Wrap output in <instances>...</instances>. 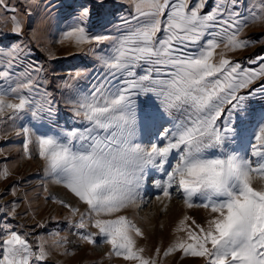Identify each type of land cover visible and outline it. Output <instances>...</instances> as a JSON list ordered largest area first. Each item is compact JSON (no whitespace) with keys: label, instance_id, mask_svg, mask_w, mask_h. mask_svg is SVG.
Listing matches in <instances>:
<instances>
[{"label":"snow or ice","instance_id":"obj_1","mask_svg":"<svg viewBox=\"0 0 264 264\" xmlns=\"http://www.w3.org/2000/svg\"><path fill=\"white\" fill-rule=\"evenodd\" d=\"M34 2L22 0L25 16ZM129 2L132 12L113 32L95 35V9L104 0L78 4L59 42L95 45L103 71L67 101L73 127L49 135L22 126L25 155L31 158L34 144L46 177L85 206L52 197L69 209V225L83 230L75 233L79 241L94 245L103 238L108 258L160 264V248L145 255L138 244L144 231L124 214L141 207L151 176L161 192L157 201H171L175 193L186 208L208 212L203 224L188 215L179 220L175 231L183 235L164 257L179 252L201 264H264V114L248 103L257 93L264 96V84L250 89L264 81V57L249 61L254 68L228 57L253 43L240 36L250 23L264 24V0H216L207 12L206 0ZM0 10L12 13L11 32L22 35L26 20L18 8L0 0ZM27 54L19 45L0 48V122L28 114L55 123L59 110L40 77L42 67L29 64L16 72ZM249 133L248 150L232 147ZM8 175L5 167L0 177ZM15 207L8 214L15 215ZM38 239L34 245L27 234L0 225V264H43L52 249L69 254L67 235Z\"/></svg>","mask_w":264,"mask_h":264},{"label":"rangeland","instance_id":"obj_2","mask_svg":"<svg viewBox=\"0 0 264 264\" xmlns=\"http://www.w3.org/2000/svg\"><path fill=\"white\" fill-rule=\"evenodd\" d=\"M81 2L84 0H35L29 9L31 14L25 16L22 0H10V3L18 8L20 17L26 20L23 34L19 36L11 32L12 13L0 10V48L19 45L25 49L28 54L23 64L16 69L17 74L29 64L41 66L43 71L40 77L59 110L55 123H49L47 118L33 121L28 114H22L15 120L5 118L0 122V172L5 167L9 171L7 177H0V225L10 224L14 230L27 234L29 241L34 245L39 243L38 238H48L53 232H59L61 236L67 235L70 241L66 246L69 254H62L63 250L52 249V255L43 264H130L115 255L108 258L110 246L99 236L96 237L94 245L79 241L75 233L83 230L69 225V209L53 202L52 197L62 199L81 210H84L85 206L61 185L52 183L51 178L46 177L43 161L36 154L34 144L29 145L31 158L25 155L23 149L25 137L21 131L22 126L31 127L36 134L49 135L73 127L74 121L67 101L76 89L88 90L103 71L94 55L95 45L77 48L71 43L59 42L62 32L72 24L77 6ZM244 2L246 0H242V3ZM215 3L216 0H206L207 6L203 11L211 10ZM239 10L244 11L243 8ZM95 11L99 15L93 17L96 25L91 29L93 35L113 32V25L119 23L120 17L129 16L132 5L129 0H104L103 7ZM34 29L37 30L35 35ZM240 38L251 40L253 43L243 50L229 52L228 57L233 63H240L242 67H256V64H250L249 61L264 57V24L250 23ZM77 72L82 75L74 79ZM65 84L71 87H65ZM262 84L264 81L257 80L250 89H257ZM248 91L249 89L242 90V94ZM248 103L257 115L264 114V96L257 93ZM248 139L250 133L243 144L237 141L232 147L246 151ZM154 175L160 178L159 173ZM157 195H161V192L153 187L150 176L141 207L130 208L124 213L134 219L144 231L145 235L138 238V244L146 248L145 255H153L155 250L160 248V264H201L200 260L183 257L179 252L168 257H164L163 252L177 235H183L175 229L184 215H188L196 223L203 224L208 216L207 210L198 207L186 208L179 194L174 193L171 201L163 202L155 199ZM13 205L16 206L15 215H10L8 210Z\"/></svg>","mask_w":264,"mask_h":264}]
</instances>
